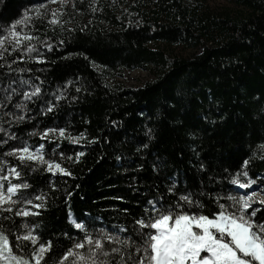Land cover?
<instances>
[{"label": "trees", "instance_id": "16d2710c", "mask_svg": "<svg viewBox=\"0 0 264 264\" xmlns=\"http://www.w3.org/2000/svg\"><path fill=\"white\" fill-rule=\"evenodd\" d=\"M50 1L0 0V37ZM208 1L72 0L68 19L51 24L31 18L25 35L33 39L15 50L0 47V176L27 183L21 191L32 200L11 212L3 210L11 205L0 206V230L15 255L31 264L33 248L51 241L41 264H59L68 249L87 256L86 243L73 247L84 242L85 232L70 215L96 238L104 231L120 241L135 239V219L146 201L174 200L167 192L173 180L181 190L203 193L198 198L205 214L219 210L217 200L231 205L229 195L241 196L235 178L254 180L264 190V0H229L231 7L220 9ZM29 45L36 51L27 52ZM157 45L195 54L178 57ZM138 70L149 73L140 87L116 82ZM37 86L39 96L25 99L23 93ZM19 116L24 119L17 122ZM50 128H64L65 136L52 132L42 139ZM25 142L32 149L44 145L45 159L71 175L7 155ZM12 167L20 179L9 174ZM25 208L39 214L15 215ZM251 211L253 219L264 218V204ZM29 231L39 237L35 246L17 239ZM104 243L109 251L120 248L125 259L133 251ZM100 259L119 264L120 254Z\"/></svg>", "mask_w": 264, "mask_h": 264}, {"label": "snow or ice", "instance_id": "6c2138e0", "mask_svg": "<svg viewBox=\"0 0 264 264\" xmlns=\"http://www.w3.org/2000/svg\"><path fill=\"white\" fill-rule=\"evenodd\" d=\"M55 3V0H52ZM66 0H62V3ZM53 18L49 21L51 24L59 23L56 12L52 13ZM21 23V21H17ZM11 35L15 37L10 43L13 50L19 48L22 44L19 31L16 26H12ZM34 37L25 36V39L31 40ZM4 44V38L0 37V47ZM51 50V46H47ZM26 51L31 53L36 49L29 45ZM3 52H0V58ZM20 59H23L21 56ZM38 62L40 58L37 57ZM11 87V85H9ZM79 91V89H77ZM16 89L12 88V92ZM41 93L40 87H35L31 94L23 93L25 99L31 100L32 97H38ZM61 97L57 96L59 100ZM11 99V94L6 96ZM21 104H16V108H21ZM47 111H52V107H48ZM15 115L14 113L12 114ZM23 116L16 117L17 122L23 120ZM4 129L0 128V132ZM58 132L60 137L65 136L64 128L46 129L41 138H45L49 133ZM83 134H81V137ZM11 138V137H10ZM73 143L78 142V138L69 137ZM7 143V141H2ZM44 145H39L35 149L30 148L27 143L13 147L7 155L15 156L21 164L29 166L27 162H35L36 164L46 165V170L55 175L59 172L62 175H71V172L51 159H45L43 152ZM63 158V153H60ZM84 155L83 152L76 154V159ZM72 159V157H67ZM248 161H244L246 167ZM34 170V169H33ZM9 174L16 179H20L21 172L16 167L9 169ZM247 177V171L242 173ZM5 181L7 185L5 186ZM239 188H249L254 180L242 182L239 178L231 181ZM177 181L173 180L172 184L167 188V192L174 197L172 202L164 199L163 196L154 197L146 201L143 209V215L135 219L138 228H133L135 239L132 236L127 237L124 241H120L115 235L101 231L99 238L92 236L86 231L87 225L83 222H77L71 215L70 222L78 230L84 231V242L74 243V249H83L85 243L88 245L89 252L85 256L80 252H74L68 249L59 264L70 256L77 259L73 264H109L107 259L101 260L100 257H109L112 253L120 254L119 264H264V218H256V211L249 212L252 207V196L229 195L227 199L231 201V205L216 201L218 211L205 214L202 209L205 207L198 196L203 193H194L190 190L185 191L177 188ZM27 183H13L8 176H0V206L5 204L11 205L4 208V211L11 212L12 206L18 202L32 204V200L25 196L21 191L28 189ZM15 197V199H14ZM35 199L41 200V196ZM260 203L264 204V200ZM43 205L36 204L34 207L40 208ZM235 208V211L231 210ZM191 209V210H188ZM125 211H127L125 209ZM30 214L38 215L39 213H31L30 209H21L16 211V216H29ZM8 219V217H5ZM147 229V231H145ZM121 228V231H126ZM17 239L22 241H30L32 245H37L39 237L29 231L27 234ZM104 241L109 243H121L125 249H133L127 252V259L121 252L120 248L106 249ZM52 242H40L38 247L33 248L32 259L35 264H41L45 260V255L50 251ZM0 261L3 264H30L29 260H25L14 254L13 246L10 244L9 236L3 230H0Z\"/></svg>", "mask_w": 264, "mask_h": 264}, {"label": "rangeland", "instance_id": "374dc122", "mask_svg": "<svg viewBox=\"0 0 264 264\" xmlns=\"http://www.w3.org/2000/svg\"><path fill=\"white\" fill-rule=\"evenodd\" d=\"M208 6L211 9H217V8H230L231 3L229 0H209L208 1ZM68 10V11H67ZM34 12L32 15H29L26 19H24L21 23L16 25V30L19 31L20 37L23 46L25 39V31L27 28V24L30 23L31 18H36L45 22H48L53 18L52 13L56 12L57 14V19H68L67 13H72V0H66V2L62 3V0H55V3L52 1L38 6L33 10ZM67 12V13H66ZM26 27V28H25ZM16 39L11 35V31L9 35L6 37L4 40V44H7L9 47H13V45L10 43L11 41H14ZM161 49H166L167 52H169L171 55H175L178 57H191L195 54V51L193 50H182L181 48H169L166 47L165 45H157ZM149 78V73L147 71H133V72H125L121 78H117L116 82L119 84H122L125 87H140L147 79ZM235 190L241 194V196L248 195L252 196L253 193H255L254 196H252V201L251 204L252 206L254 204H259L261 200H264V190L261 187H258L254 184H252L249 188H239L236 186ZM263 197V198H262ZM251 208L248 210L250 211ZM0 264H3V261H0ZM31 264H35V261L32 260Z\"/></svg>", "mask_w": 264, "mask_h": 264}, {"label": "bare ground", "instance_id": "6f19581e", "mask_svg": "<svg viewBox=\"0 0 264 264\" xmlns=\"http://www.w3.org/2000/svg\"><path fill=\"white\" fill-rule=\"evenodd\" d=\"M263 198V197H262Z\"/></svg>", "mask_w": 264, "mask_h": 264}]
</instances>
